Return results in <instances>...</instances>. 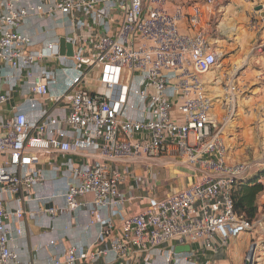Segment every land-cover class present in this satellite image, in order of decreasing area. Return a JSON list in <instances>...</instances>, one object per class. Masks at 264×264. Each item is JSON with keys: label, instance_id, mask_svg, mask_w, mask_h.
I'll use <instances>...</instances> for the list:
<instances>
[{"label": "built area", "instance_id": "built-area-1", "mask_svg": "<svg viewBox=\"0 0 264 264\" xmlns=\"http://www.w3.org/2000/svg\"><path fill=\"white\" fill-rule=\"evenodd\" d=\"M219 1L204 0L186 13L183 0H0V68L9 70L4 84L9 91L0 90V264H36L21 258L11 244L22 235L21 205L30 200L23 194L42 181L35 166L43 154L97 155L93 167L72 169L62 205L46 213L54 218L87 208L90 224L100 226L95 246L105 245L96 251L69 248L63 261L46 264H76L108 254L120 261L142 257L143 264H155L157 258L161 264H198L200 255L225 249L252 228L234 213L231 192L236 183L255 179L264 193V174L253 170V162L230 163L225 142L226 130L235 127L239 100L245 99L235 83L239 68L220 67L203 29L204 11ZM76 13L108 28L90 36V48L71 37L69 58L59 55L58 43L36 47L17 30L31 18ZM115 19L116 29L110 32L109 22ZM182 23L193 34L182 32ZM52 59L60 61L66 76V93L54 97L56 103H67L63 118L49 116L36 102L49 93L39 64ZM24 78L37 98L24 103L41 113L29 122L22 108L13 106L3 118L12 87ZM70 129L77 135L68 134ZM166 157L178 161L194 180L154 197L159 181L152 173L135 178L136 191L147 196L120 191L131 167H171ZM82 197L91 200L79 202ZM134 200H146V206L121 216L118 209ZM186 245L189 253H174L175 246Z\"/></svg>", "mask_w": 264, "mask_h": 264}, {"label": "crops", "instance_id": "crops-1", "mask_svg": "<svg viewBox=\"0 0 264 264\" xmlns=\"http://www.w3.org/2000/svg\"><path fill=\"white\" fill-rule=\"evenodd\" d=\"M204 0H183L186 7V13L190 12L189 6L202 3ZM223 3V4H222ZM251 0H220L218 5L210 10L204 11L203 29L209 33L210 40L214 45V51L219 56L220 67H238L239 72L235 80L236 87L245 93V99L239 100L237 108V119L235 127L227 129L225 132V142L228 146V160L230 163L240 162L245 159V150L248 146L247 135L249 129H253L256 120L259 119L258 109L264 103V11ZM100 10V7H97ZM110 32L116 29L117 22H109ZM108 27L95 25L88 17L81 13L73 16L54 15L45 19L28 20L26 25L18 27V31L29 37L36 47L47 46L52 43H58L61 38L68 41L76 36L79 43L85 48L92 46L90 36L94 32L103 34ZM181 31L193 34L186 23L180 25ZM262 30V31H259ZM58 59L44 61L39 64V70L43 71L44 79L47 83L49 93L44 99L32 97L29 93L28 80L21 79L11 89V100L3 107L2 117L8 116L9 108L20 106L29 122L37 120L41 111L39 109L31 110L25 105L28 99H37V104L49 116L54 118L65 117L69 110L66 101L56 103L54 97L66 93V76L61 71V65ZM6 67L0 68V90L9 91L5 86V76L8 73ZM220 89L215 87L214 93ZM24 105V106H23ZM37 105V107H38ZM217 116L220 117V111L216 109ZM64 128V127H62ZM72 136L77 133L73 130L66 131ZM172 163L167 169V174L173 178L177 177L176 189L166 188L172 192L181 189L187 182L194 180L193 175L177 166L180 164L173 158H169ZM98 163V157L94 153L81 152L78 155L69 154H43L39 158L38 165L35 166L41 174L42 181L39 185L33 187L27 194H23L25 201L30 196V200L21 205L25 212V217L18 224L22 230L20 237L14 236L11 247L21 258L31 260L36 264H46L52 259L64 260V253L69 248L94 250L104 248L105 245L95 246L100 232L98 224H90V217L87 208L81 207L74 214H58L51 218L46 210L62 205L60 197L66 190L71 181L72 169L80 166L93 167ZM179 171V172H178ZM152 167L145 169L139 165L131 167V172L127 175L125 183L120 187L123 194L131 193L135 198L147 196L143 191H136L135 178L140 176H150ZM192 175V176H191ZM246 180V179H245ZM246 182V181H245ZM244 183V182H243ZM57 195L53 201H47V197ZM154 197H158L157 192ZM90 197L79 198V202L90 201ZM134 200L121 209V216L135 214L146 206V200ZM257 204L259 212L264 205V193L258 196ZM13 209L14 205L10 203L7 206ZM103 217L107 211L102 212ZM120 216L115 218V224L118 227ZM12 224L13 222L10 221ZM263 225L262 219L256 221ZM116 234V233H115ZM252 237L250 234H243L235 239H231L225 249L217 253L205 252L197 259L198 264H245L249 242ZM53 241V246L49 243ZM107 245V244H106ZM254 246V245H251ZM170 248V244L163 247V250ZM264 253V246L256 248L253 256V264H260L264 261V255L261 257L258 253ZM142 257H138L136 262L128 260H117L112 254L105 257H98L95 260L86 259L76 264H143ZM155 264H161V259L157 258Z\"/></svg>", "mask_w": 264, "mask_h": 264}, {"label": "rangeland", "instance_id": "rangeland-1", "mask_svg": "<svg viewBox=\"0 0 264 264\" xmlns=\"http://www.w3.org/2000/svg\"><path fill=\"white\" fill-rule=\"evenodd\" d=\"M251 2L255 4L254 7H259V10L264 11V0H251ZM82 70H84V68H82ZM212 75H214V73H211L209 77ZM90 90L94 89L92 88ZM257 114H259L258 117L260 118L256 120L257 122L255 123L253 129H249L247 135L248 146L245 150L246 158L240 162H253L255 165H257L253 170H255V172H260L264 171V103L259 107ZM217 119L219 120V117H217ZM169 168L170 167L166 164L164 166L158 165V167H152V173L157 175L159 181V187L157 190L158 197L164 196L170 192L166 190V188H172L173 190L179 188L177 187V182H179V179H177V177L171 178L167 174V169ZM260 219H262L264 223L263 211H261L257 217L258 221ZM247 234H250L252 239L249 242V247L247 248V253L244 254V257L249 253L251 245H254V252L256 248L259 247L260 249L262 246H264V224L260 225L259 222L253 223L252 228L247 232ZM258 253L261 254V257H263L264 253H260L259 250ZM260 264H264V261H262Z\"/></svg>", "mask_w": 264, "mask_h": 264}, {"label": "trees", "instance_id": "trees-1", "mask_svg": "<svg viewBox=\"0 0 264 264\" xmlns=\"http://www.w3.org/2000/svg\"><path fill=\"white\" fill-rule=\"evenodd\" d=\"M260 174H264V171H260ZM262 193L263 188L256 183L255 179L236 183L231 192L234 213L249 224L255 223L259 213L264 212V205L261 206L259 212V205L257 204V198Z\"/></svg>", "mask_w": 264, "mask_h": 264}, {"label": "water", "instance_id": "water-1", "mask_svg": "<svg viewBox=\"0 0 264 264\" xmlns=\"http://www.w3.org/2000/svg\"><path fill=\"white\" fill-rule=\"evenodd\" d=\"M59 46V55L65 56V57H71L73 54V47L70 43L66 41L65 38H61L58 41ZM191 251L190 246H175L174 247V253L175 254H181V253H189ZM253 256H254V246H251V249L249 253L247 254L245 264H252L253 262Z\"/></svg>", "mask_w": 264, "mask_h": 264}]
</instances>
